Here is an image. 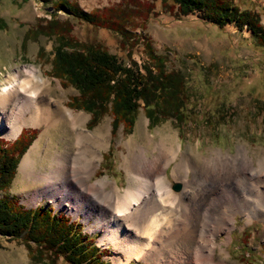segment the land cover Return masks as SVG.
<instances>
[{
	"label": "rangeland",
	"instance_id": "obj_1",
	"mask_svg": "<svg viewBox=\"0 0 264 264\" xmlns=\"http://www.w3.org/2000/svg\"><path fill=\"white\" fill-rule=\"evenodd\" d=\"M71 1H77L86 11L109 7H140L126 26L141 37L139 43L129 46L128 50L120 43V37L110 30L79 21L62 10L58 11L56 18L70 23L71 35L77 40L100 43L124 63L128 62L129 55L139 66L147 63L146 36L155 53L165 56L168 70H180L185 74L194 103L190 117L184 122L171 117L152 126L144 107H140L130 133L122 125L113 131V118L109 114H104L97 124L91 126L89 112L70 106L71 97L79 95L76 88L63 84L49 73L55 39L40 34L37 27L45 24V19H51L55 0H0V19L5 24L0 27V86L8 74L34 66L51 82L44 92L47 98L61 96L65 107L84 117V129L105 131L101 148L94 143L90 144L101 155L99 165L89 179L90 183L106 178L117 184L121 191L135 187L136 182L130 177L133 170L127 168L126 158L130 154H141L143 149L147 156H152L155 145L162 140L173 145L179 152L166 169L168 184L175 192L184 191L181 180L172 176L173 167L182 157L200 165L205 157H210L215 151L236 154L240 147H244L253 159V164L258 167L259 160L264 158V47L258 45L249 30H239L233 23L221 29L201 19L198 14L177 18L167 8L172 0ZM234 1L241 7L259 11L264 26V0ZM45 128V125H27L22 128L37 131L18 163L15 177L6 194L26 208L43 205L68 215L80 223L83 232L90 234L98 246L108 250L109 255L104 256L105 260L122 264L114 262V247L99 242L102 232L93 230L83 214L75 217L66 209L59 208L48 196H43L36 203L28 197L42 187L43 182H33L30 178L20 181V165ZM63 128L65 130L62 133L59 131L62 128L49 132L52 140L48 145L45 139L41 141L38 160L34 165L35 172L49 167V159H42L41 156L48 152L46 155L49 157L56 151H63L68 140H72L71 134L74 131L70 132L66 125ZM63 136L66 139H61ZM0 137L11 143L18 136L7 138L0 130ZM69 147L72 149L74 146L69 144ZM189 177H192L191 172ZM175 184H179L178 190L174 189ZM250 202L251 217H246L244 210L239 209L233 214L234 222L228 233L221 232L217 237L218 240L228 241L224 247L228 251L226 258L230 264H264V198H250ZM130 263L153 264L145 259H132L126 264ZM0 264L47 263L33 261L22 240L1 237ZM57 264L67 263L59 260Z\"/></svg>",
	"mask_w": 264,
	"mask_h": 264
},
{
	"label": "bare ground",
	"instance_id": "obj_2",
	"mask_svg": "<svg viewBox=\"0 0 264 264\" xmlns=\"http://www.w3.org/2000/svg\"><path fill=\"white\" fill-rule=\"evenodd\" d=\"M3 81L2 133L13 138L24 126H46L20 165V181L43 182L28 196L34 203L48 196L75 217L83 214L93 230L102 232L99 242L114 247L115 263L145 259L153 264H230L224 247L228 241L217 237L231 228L233 214L239 209L251 217L250 198H264V158L255 166L244 147L236 154L215 151L200 165L182 157L172 176L181 180L184 191L175 192L168 184L166 169L179 152L162 140L152 156L145 149L127 156L135 187L121 191L106 178L90 183L101 159L99 150L90 144L101 148L105 131L84 129V117L65 107L61 96L47 98L44 92L51 82L34 66L8 74ZM63 125L74 131L72 140L63 151L41 156L49 159V167L35 172L41 141L45 139L48 145L52 140L49 132L62 128V133ZM69 144L74 147L70 149Z\"/></svg>",
	"mask_w": 264,
	"mask_h": 264
},
{
	"label": "trees",
	"instance_id": "obj_3",
	"mask_svg": "<svg viewBox=\"0 0 264 264\" xmlns=\"http://www.w3.org/2000/svg\"><path fill=\"white\" fill-rule=\"evenodd\" d=\"M138 8L86 11L77 1L55 0L51 19L37 27L40 34L55 39L49 73L76 88L79 95L71 97L70 106L89 112L91 126L109 114L113 131L122 125L130 133L140 107H144L152 126L171 117L184 122L193 111L187 77L180 70H168L165 56L155 53L146 36L148 60L139 66L130 55L124 63L100 43L77 40L71 35L70 23L56 18L62 10L79 21L110 30L128 50L141 37L126 26ZM167 8L177 18L198 14L221 29L233 23L239 30H249L258 45L264 47L261 13L241 7L234 0H172ZM4 26L0 19V27ZM36 131L23 129L11 143L0 137V238L22 240L31 259L39 263L57 264L63 260L67 264H113L104 259L108 250L98 246L68 215L43 205L26 208L6 194Z\"/></svg>",
	"mask_w": 264,
	"mask_h": 264
},
{
	"label": "water",
	"instance_id": "obj_4",
	"mask_svg": "<svg viewBox=\"0 0 264 264\" xmlns=\"http://www.w3.org/2000/svg\"><path fill=\"white\" fill-rule=\"evenodd\" d=\"M16 137H17V136H16ZM179 187H180L179 184H175V185H174V189H176V190H178Z\"/></svg>",
	"mask_w": 264,
	"mask_h": 264
}]
</instances>
